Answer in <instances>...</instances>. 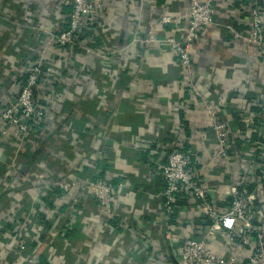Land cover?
<instances>
[{
	"label": "crops",
	"instance_id": "0c3cea01",
	"mask_svg": "<svg viewBox=\"0 0 264 264\" xmlns=\"http://www.w3.org/2000/svg\"><path fill=\"white\" fill-rule=\"evenodd\" d=\"M190 5L116 0L97 23L109 35L93 33L85 42L116 54L107 62L89 58L68 72L48 97L46 123L27 141L13 128L12 140L0 139V264L28 258L42 264H179L181 241L198 236L208 221L186 194L175 217L165 218L161 168L176 149L190 154L191 168L218 211H227V192L235 184L254 194L264 213V63L228 28L249 27L251 0H215L216 25L190 48L197 89L229 126L238 161L231 172L211 168L210 117L186 86L178 59L161 42L141 41L163 14L175 23L159 26L157 39H181ZM71 10L67 0H0V113L18 93L24 69L40 57L48 34L65 27ZM50 53L59 60L57 50ZM42 95L44 88L39 96L45 106ZM251 113L257 125L247 128L243 119ZM94 178L115 189L111 220L89 190ZM67 180L76 187L60 200L55 184ZM211 248L226 253L219 242Z\"/></svg>",
	"mask_w": 264,
	"mask_h": 264
},
{
	"label": "built area",
	"instance_id": "2783aa9c",
	"mask_svg": "<svg viewBox=\"0 0 264 264\" xmlns=\"http://www.w3.org/2000/svg\"><path fill=\"white\" fill-rule=\"evenodd\" d=\"M67 2L72 10L65 20V27L58 33L48 34L49 41L40 57L24 69V77L18 93L7 100L6 106L0 113V139L8 138L9 130L13 128L22 135L23 141H27L36 129L46 123L49 112L48 97L56 92L58 86H61L63 74L67 71L66 64H68L62 62L61 66H56V56H51L50 50H57L58 57L68 54V61L69 58L74 59L77 66L86 63L89 58L107 62L106 58L110 53L116 54L110 51L101 53L98 47L102 45L96 49H90L87 45H83L86 41H83L84 43L79 41L82 31L103 37L109 35V31H105L106 28L98 29L97 23L99 18L105 15L109 6L116 3V0H67ZM190 4V10L184 17L187 25L181 39L173 36L162 41L157 39L156 30L159 26L166 27L175 23L174 17L163 14L158 24L152 26L147 37L141 41L145 44L161 42L178 59L188 77L186 86L195 98L202 99L210 117L209 125L215 135V144L211 151V168L231 172L238 161L232 154L234 145L230 141L229 126L219 115L217 108L203 99L198 91L197 68L190 53L191 46L201 39L209 28L216 25L217 7L215 0H190ZM248 11V28L234 25H229L228 28L234 39L245 42L255 49L257 56L264 63V0H251ZM69 67L72 71L79 68H74L72 64ZM43 85L45 88L42 98L46 101L45 106L41 105L42 99L39 96V90ZM186 114L187 112L185 116ZM256 117L253 113L248 114L243 119L245 126L254 128L257 125ZM189 155L188 152L176 149L169 154L167 162L161 168V175L165 182L162 199L166 220L170 221L175 217L179 197L186 194L187 197L191 196L199 202L202 208L201 215L208 221L207 227L199 232L198 236L186 237L181 241L178 263L264 264V213L258 209L254 194L242 192L234 184L227 192L230 198L227 211H218L210 201V190L202 186L196 172L191 168ZM199 164L200 162L196 163V165ZM260 178L264 183V166L260 169ZM229 182L231 184V180ZM88 186L103 216L111 220L115 216L116 201L112 184L101 178H94ZM75 187L76 183L70 180L58 181L55 184V189L63 191V194L69 193ZM215 242L226 247L225 255L218 254L211 248L212 243ZM18 248L24 252L26 243L21 241ZM21 264H42V262L38 258H28L24 262L21 261Z\"/></svg>",
	"mask_w": 264,
	"mask_h": 264
},
{
	"label": "trees",
	"instance_id": "16d2710c",
	"mask_svg": "<svg viewBox=\"0 0 264 264\" xmlns=\"http://www.w3.org/2000/svg\"><path fill=\"white\" fill-rule=\"evenodd\" d=\"M92 37V33H90V32H86V31H82V37L79 39V41L80 42H85L87 39H89V38H91ZM83 42V43H84ZM83 45H86V43L85 44H83ZM88 47H90V49H95V48H97V47H95V46H93L92 44H88L87 45ZM70 52V51H69ZM68 53V52H67ZM66 55H67V60H66ZM59 62H55V65L56 66H61L62 65V62H64V63H68L69 65L70 64H72L73 66H74V68H77V67H79V66H77V64L75 63V60L74 59H71V58H69V61H68V54H65L63 57H59ZM68 64H66L67 65V71L66 72H64V74H63V76H65V75H68L69 73L68 72H71L72 70L70 69V67H69V65ZM107 79H108V77H106ZM48 83V82H47ZM42 88H45V85H43L42 86ZM41 88V89H42ZM43 96V95H42ZM54 192H55V195H57L59 198H62L61 196H63V191H60L59 189H55L54 190Z\"/></svg>",
	"mask_w": 264,
	"mask_h": 264
}]
</instances>
